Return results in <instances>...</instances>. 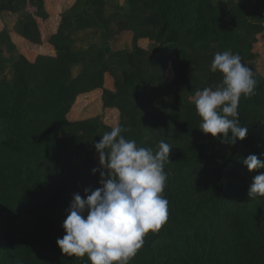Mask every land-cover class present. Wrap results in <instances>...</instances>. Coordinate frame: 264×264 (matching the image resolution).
I'll use <instances>...</instances> for the list:
<instances>
[{
	"label": "trees",
	"instance_id": "1",
	"mask_svg": "<svg viewBox=\"0 0 264 264\" xmlns=\"http://www.w3.org/2000/svg\"><path fill=\"white\" fill-rule=\"evenodd\" d=\"M123 1L112 15L105 0H75L46 34L45 0H0V21L17 16L15 31H0V264H90L56 240L73 194L99 187L94 144L116 125L138 147H172L167 221L129 264H264V197H247L264 169L243 165L250 154L264 159V76L253 72L255 95L240 98L249 130L234 146L198 129L192 103L196 90L221 83L209 70L215 53L243 64L258 57L264 0ZM88 30L104 43L78 46L75 35ZM122 33L132 34L131 48L112 51ZM45 44L54 55L36 51ZM96 91L102 114L71 121L77 99Z\"/></svg>",
	"mask_w": 264,
	"mask_h": 264
},
{
	"label": "clouds",
	"instance_id": "2",
	"mask_svg": "<svg viewBox=\"0 0 264 264\" xmlns=\"http://www.w3.org/2000/svg\"><path fill=\"white\" fill-rule=\"evenodd\" d=\"M209 70L219 72L222 80L215 88L198 89L192 96L200 118L198 129L234 146L249 130L239 122L240 98L254 96L257 81L253 70L231 51L215 53ZM124 131L113 126L94 144L101 167L93 168L92 173L99 171V187L85 188V198L73 194L61 225L64 235L56 240L62 254L87 256L90 264H129L145 236L158 232L167 221L164 165L170 163L172 147L164 141L155 152L138 147L135 140L121 134ZM243 165L249 172L262 170L264 159L250 154ZM247 197H264V171L253 177Z\"/></svg>",
	"mask_w": 264,
	"mask_h": 264
},
{
	"label": "rangeland",
	"instance_id": "3",
	"mask_svg": "<svg viewBox=\"0 0 264 264\" xmlns=\"http://www.w3.org/2000/svg\"><path fill=\"white\" fill-rule=\"evenodd\" d=\"M56 1L58 0H48L46 4L47 11L49 12L50 17L44 23V26L46 25L45 27L48 30L51 27H54V24H56L57 21H59V18L57 17V15H59L67 7V4L64 3L60 7L59 11H52L53 9L52 7L55 5L54 3H56ZM105 1L107 3V12L112 15L114 14L117 6L124 5L123 0H105ZM4 26L7 27V29L10 31H15V29L17 28V16L10 15V14H2L1 21H0V31L4 28ZM75 36L77 39V45L80 47H87V45H90L93 43L99 44V45H102L104 43L102 36L100 35L99 32H96V31L88 30V31L78 32ZM131 43H132L131 35L121 34V35H116L114 38H112L109 41V46L112 51L117 50V49L123 50V49H128L131 46ZM35 49L38 53L42 52L41 48L35 47ZM254 52L258 55V57L254 61L248 62L245 65L251 68L254 73H258L264 76V32L258 36V41L254 45ZM75 70L76 69H74L73 71ZM107 78H110V77L107 76ZM110 81H112V78H110ZM87 99L89 98L87 97V98L77 99V102L80 101L79 103L76 102L77 106L81 103H84ZM91 99H93V97ZM105 122L107 125L112 124V121H110V119H106ZM96 163L98 166H100L98 158L96 160Z\"/></svg>",
	"mask_w": 264,
	"mask_h": 264
},
{
	"label": "crops",
	"instance_id": "4",
	"mask_svg": "<svg viewBox=\"0 0 264 264\" xmlns=\"http://www.w3.org/2000/svg\"><path fill=\"white\" fill-rule=\"evenodd\" d=\"M47 2H48V0H45V6H46ZM74 2H75V0H58V1H56V3H54L55 5L52 7L53 8L52 11H59L60 7L64 3L67 4V7L64 9V10H66L67 8L71 7L74 4ZM46 9H47V7H46ZM3 14H7V13H3ZM57 17L59 18V15H57ZM58 23H59V21H57V23L54 24V27H51L49 30L45 27L46 26L45 25L44 27L46 29V31H45L46 34L55 33L57 30V27H58ZM122 34L132 36V34H130V33L129 34L128 33H122ZM119 35H121V34H119ZM138 43L140 46H142L144 48H146V46L148 45V42L146 40H143V39L140 40ZM38 48L42 49V52H41L42 54L54 55L53 48L51 46H48L47 44H45L44 46L38 47ZM130 48H131V46L128 49H130ZM117 50H114V51H117ZM120 50H122V49H120ZM75 69L76 70L74 71V73H77V68H75ZM107 76H109V75L108 74L105 75L104 86H105V88H107L109 90H113L114 89L113 78L111 76H109L110 78H112V81H110V78H107ZM92 95H94L93 99H91ZM87 97L89 99H87L84 103H81L78 106H76V109H75V107L72 109L71 113L68 116L71 121L76 120V119L77 120H84V119L92 118V117H95L97 115L102 114V104H101V100H100L101 91H96V92L91 93V94L82 95L79 98H87Z\"/></svg>",
	"mask_w": 264,
	"mask_h": 264
}]
</instances>
